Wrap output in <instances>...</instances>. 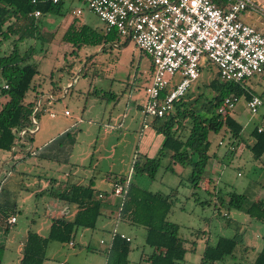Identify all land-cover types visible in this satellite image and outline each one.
Segmentation results:
<instances>
[{"label":"rangeland","instance_id":"1","mask_svg":"<svg viewBox=\"0 0 264 264\" xmlns=\"http://www.w3.org/2000/svg\"><path fill=\"white\" fill-rule=\"evenodd\" d=\"M252 2L253 7L244 10L241 18L264 34V0ZM76 9L81 10L77 16ZM73 19L77 27L86 25L101 35L106 32L104 23L83 0H63L58 12L41 15L35 37L18 40V34H13L0 48L2 56L16 47L19 56L27 55V62L38 66L33 80L39 89L38 97L51 92L52 86V93L55 92L56 100L51 105L42 103L33 125L19 142L31 144L39 153L45 150L51 137L58 136V129H69L65 146L54 152L51 159L30 153L25 161L14 160L12 166L4 162L10 156L8 151L0 150V165L6 164L1 176L11 172L1 201L5 199L7 207L17 208L18 213L15 225L7 231L0 230V244L4 247L0 264L17 261L23 234L37 228L32 219L40 218L37 223L43 220L45 226L46 204L66 185L91 184L96 190L109 192L110 177L128 175L136 158L143 162L146 158L160 157L163 142V135L157 130L160 122L145 115L139 107L146 102L145 88L151 79L148 57L126 36L108 43L75 46L64 39ZM199 63L200 76L189 94L194 98L203 93V98H210L213 91L206 85L216 76L217 68L205 58ZM69 81L68 92L61 95ZM3 85L0 74V90ZM243 85L259 95L263 105L257 113H251L246 99L240 96L231 115L243 127L241 136L232 138L225 129L208 134V153L215 159L214 165H209L210 179L206 168L199 186L194 188L189 180L191 166L172 164L167 155L160 157L154 178L131 172V180L148 190L164 195L175 190L168 220L179 225V236L188 249L184 259L175 264H201L204 249L214 245L219 237L236 238L239 242L233 256L215 264H250L264 245V223L226 205L229 192L264 202V154L256 159L244 146L252 142L251 130L262 124L264 71L247 78ZM32 91L27 92L26 99L33 97ZM4 97L0 93V108ZM65 110L69 116H65ZM50 112L56 116L51 118ZM21 169L28 174L20 175ZM104 201L112 202L109 195ZM112 209L108 214L103 210L95 228H78L72 238L74 246L50 241L46 251L49 264H99L98 259L103 264L104 253L100 250L107 248L114 227L131 239L127 264H149L153 249L145 243V228L117 220L115 207Z\"/></svg>","mask_w":264,"mask_h":264},{"label":"trees","instance_id":"2","mask_svg":"<svg viewBox=\"0 0 264 264\" xmlns=\"http://www.w3.org/2000/svg\"><path fill=\"white\" fill-rule=\"evenodd\" d=\"M62 1L52 3L38 0L33 3L32 0H0V48L3 41L13 34H18V40L35 37L39 28L36 24L37 18L32 13L35 10H39L41 15L58 12ZM118 37L115 30L106 31L101 35L86 25L77 27L75 19L68 25L64 34V39L75 46L108 43ZM27 58V55L19 56L16 47L10 53L0 56V74L4 85H7V88L1 87L0 90L1 95L6 96V101L0 109V150L10 152L13 147L21 149L24 142L19 140H23L25 133L33 125L31 115L39 97L36 96L31 102H25V97L33 88L32 82L38 73V66L27 62ZM215 75L206 85L213 91L210 98H203V93L191 98L190 87L178 101L174 102L170 111L162 117H154V121L160 122L157 130L163 135L160 157L167 155L172 164L190 165L189 180L194 188L199 186L210 158L208 134L219 133L225 129L232 138L238 139L241 136L243 127L231 115V110L225 108L223 112L218 111L224 98L234 93L247 100L252 93L243 84L221 81L218 72ZM259 127L261 130H258ZM22 130L24 132L20 135ZM250 135L252 143L248 147L252 156L258 159L264 153V114L261 126H255ZM42 152H39V156ZM160 157L146 158L143 162L136 158L132 163V171L154 178L160 166ZM123 179L124 176L112 177L113 183L121 182ZM3 190L0 189V230L7 231L9 228L5 225V218L10 214L8 210L11 208L7 207L5 199L1 201ZM174 191L164 195L141 187L131 180L122 209L118 215L116 214L120 221L145 228V243L154 251L150 257V264H175L184 259L188 250L184 240L179 236V225L168 220ZM56 196L61 201L76 205L77 210L73 219H52L46 236L29 231L19 264H43L50 241L69 243L78 228H95L102 213L104 198L98 197L91 184L68 185ZM226 205L264 223V202L261 200H250L245 194L229 192ZM238 242L236 238L219 237L214 245L206 246L201 264H215L227 256H233ZM3 250L4 247L0 244V261ZM129 251L130 241L120 237L119 233L113 235L106 253V264H127ZM250 264H264V245Z\"/></svg>","mask_w":264,"mask_h":264},{"label":"built area","instance_id":"3","mask_svg":"<svg viewBox=\"0 0 264 264\" xmlns=\"http://www.w3.org/2000/svg\"><path fill=\"white\" fill-rule=\"evenodd\" d=\"M41 1L57 3L59 0ZM83 1L104 23L106 31L115 30L118 36H126L150 57L151 79L145 88L147 97L142 106L147 116L162 117L172 109L174 102L199 78L201 58L216 66L221 81L243 84L247 78L264 71V34L241 18L244 10L253 7L252 0ZM74 13L80 14L81 10L76 9ZM32 15L39 18L41 12L35 10ZM68 87L62 93H67ZM53 98L48 94L38 98L31 115L32 124L42 103H52ZM239 98L234 93L226 96L218 111L232 110ZM262 105V98L255 93L246 100L251 113H257ZM64 114L69 112L65 110ZM131 172L132 168L123 181L112 184L109 192L98 193L99 198L109 195L117 215L128 192ZM16 220L15 215H9L7 226ZM119 234L130 240L125 234Z\"/></svg>","mask_w":264,"mask_h":264},{"label":"crops","instance_id":"4","mask_svg":"<svg viewBox=\"0 0 264 264\" xmlns=\"http://www.w3.org/2000/svg\"><path fill=\"white\" fill-rule=\"evenodd\" d=\"M75 14V13H74ZM76 16L77 15H79V14H75ZM41 17V16H40ZM40 17L39 18H37V26H38V28H39V25H38V21H39V19H40ZM142 55H144L142 52H140ZM146 56V55H145ZM146 57H148V56H146ZM148 59H149V61H150V67H149V69H150V72H151V60H150V58L148 57ZM151 74V73H150ZM2 77V76H1ZM34 80V79H33ZM72 81H74V79L72 80ZM35 84H37L35 81H34V83L32 82V85H33V88H32V98H30V99H26V97H25V102H31V101H33L34 99H35V97L36 96H38L37 94L39 93V89L37 88V86L35 85ZM67 85H66V87H64V88H67L68 87V84H70L71 85V82L69 81V82H67L66 83ZM53 87V86H52ZM49 88V90H51V92L49 91L48 93H42L40 96H44V95H46V94H48V95H52V96H54V94H55V92L54 93H52L53 92V88ZM62 88V87H61ZM61 88H60V93H61ZM63 88V89H64ZM62 89V90H63ZM68 92V91H67ZM66 94V93H65ZM64 93H62L61 95H65ZM45 98V97H44ZM43 98V99H44ZM4 100H3V104H4V102L6 101V97H4L3 98ZM54 99V101L56 100V98L54 97L53 98ZM53 101V102H54ZM52 102V103H53ZM44 104L46 103L47 105H51L52 103H49L48 101H44L43 102ZM140 107V109H142V106H139ZM1 109V108H0ZM51 114H54V116H51ZM70 114H68V115H65V116H69ZM49 116L51 117V118H54L55 116H56V113H54V112H50L49 113ZM261 126V125H260ZM39 128H40V126H38V130H39ZM37 130V131H38ZM59 131H58V136L57 137H55L54 139L51 137L50 139H49V141L50 142H48L46 145H45V150L42 152V154H41V156L40 157H46V159L47 158H49V159H51V158H54L55 156H54V152L56 153V152H58V151H60V149L62 148V147H64L65 145H64V138H65V136H63V134H65V133H67V131L69 130V129H67L66 127L63 129H58ZM35 132V131H34ZM62 137V138H61ZM57 138H59V139H57ZM219 143H221V142H219ZM251 143L252 142H250V143H248V144H245L244 146L249 150V147H248V145H251ZM29 147V148H28ZM44 148H42V149H44ZM41 149V150H42ZM26 152H30L31 153V155H34V156H36V155H39V153L37 152V151H35V150H33V146L30 144L29 146L28 145H25V144H23V147H21V149H19V148H17V147H15L14 149H12V151H8V153L10 154V156H9V158L8 159H5V163L7 164L8 162H10V164L9 165H12L13 166V164H14V160H23V161H25V156H26ZM17 154H18V157H17ZM264 154V153H263ZM213 161H215V159H212V158H209V160H208V163H207V165H206V167H205V170H206V168H207V170H206V172L207 171H209L210 170V167H209V165L211 164V165H214L213 164ZM5 163H2L1 165H0V189L1 188H5V183H6V178L9 176V175H11V172L10 171H8L7 173H6V175H2L1 176V174L3 173V170H4V168H6V164ZM208 167H209V169H208ZM212 167V166H211ZM24 169H21V170H19L18 172L20 173V175H24V174H28V172L27 171H23ZM204 170V171H205ZM31 175H33V176H36V173H33V174H31ZM203 175H204V172H203ZM206 176H207V178H209L210 179V171L209 172H207V174H206ZM32 177V176H31ZM125 177V176H124ZM53 179H51V181H52ZM110 181H112V177H110ZM112 184H113V181L111 182ZM74 184V183H73ZM71 185V184H70ZM78 185H82V184H78ZM88 185V184H87ZM66 186H68V185H66ZM93 187V186H92ZM94 188V187H93ZM95 189V188H94ZM4 191V190H3ZM95 191L97 192V193H99V192H108V191H106V190H103V189H95ZM59 193V192H58ZM57 194V193H56ZM56 194H53L52 195V200L50 201V202H48L46 205H47V208H46V213H47V220H46V225L44 226L43 224H44V221L43 220H41V222H39V223H37V221L36 220H38V219H40V218H38V219H32V224H33V226H37V228H36V230L35 231H32V232H35V233H37V234H39V235H41V236H46L47 234H48V231H49V228H50V225H51V221H52V219H54V218H64V219H66V220H72L73 219V217H74V215H75V213H76V210H77V207H76V205L75 204H68L67 202H65V201H61V200H59L58 198H57V196H56ZM6 203V202H5ZM15 206V205H14ZM105 207V208H104ZM109 207V208H108ZM112 207H113V205L111 204V202H107V201H104V203H103V208H102V212H103V210L105 209V211H106V213L108 214L109 212H112ZM17 208H11V209H9L8 211H9V215H15L16 216V222L13 224V225H15L17 222H18V213H17ZM102 214V213H101ZM8 215V216H9ZM8 216L5 218V225L7 226V224H6V220H7V218H8ZM117 219V218H116ZM118 220V219H117ZM120 221V220H119ZM1 223V222H0ZM12 225V226H13ZM12 226H7L8 228H10V227H12ZM41 227H42V229H41ZM40 229H41V231H40ZM45 230V231H44ZM77 231V230H76ZM75 231V232H76ZM29 232V230H27L24 234H23V241H21L20 242V245H21V250H19V256H18V258H17V261H15L13 264H19V262H20V259H21V257H22V251H23V245H24V242H25V239H26V236H27V233ZM46 232V233H45ZM113 232H116V233H123V234H125L126 236H128L129 237V235H127L124 231H121V232H118V230L114 227L113 228V230H112V232H111V234H110V237H109V240H108V246H107V248L106 249H103V250H100V251H103V253H104V256H103V264H106V253H107V250H108V248H109V243H110V241H111V239H113L112 238V235H113ZM83 233V231H81L80 232V234H82ZM75 234V233H74ZM74 237V236H73ZM130 238V237H129ZM81 239H83V237L81 236ZM131 240V239H130ZM129 240V241H130ZM101 241H103V240H100V243H105V241H103V242H101ZM69 246H74V243L72 242V240H71V242H69V243H67ZM48 246H49V243H48ZM48 246H47V249H48ZM47 249H46V251H47ZM154 252V251H153ZM153 254V253H152ZM151 254V255H152ZM151 255L149 256V259H148V262H149V264H150V257H151ZM48 258L46 257V254H45V260H44V262H43V264H49V262H48V260H47ZM98 263L100 264V260L98 259ZM59 264H63L62 262H59Z\"/></svg>","mask_w":264,"mask_h":264}]
</instances>
